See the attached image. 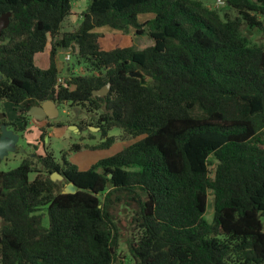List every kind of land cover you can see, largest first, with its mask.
<instances>
[{"label": "trees", "instance_id": "16d2710c", "mask_svg": "<svg viewBox=\"0 0 264 264\" xmlns=\"http://www.w3.org/2000/svg\"><path fill=\"white\" fill-rule=\"evenodd\" d=\"M73 1L0 0V16L11 14L0 33V103L18 120L0 124L22 139L26 113L53 101L99 114V144L69 151L109 148L113 129L134 142L83 171L47 148L0 171V264H114L118 203L133 207L131 264H264V0H88L78 26L62 32ZM129 32L153 45L135 49ZM48 46L40 69L34 57ZM59 50L82 74L58 82ZM54 172L75 193H62Z\"/></svg>", "mask_w": 264, "mask_h": 264}, {"label": "rangeland", "instance_id": "374dc122", "mask_svg": "<svg viewBox=\"0 0 264 264\" xmlns=\"http://www.w3.org/2000/svg\"><path fill=\"white\" fill-rule=\"evenodd\" d=\"M88 0H74L73 1V12L74 15L66 19L62 24V32H67L75 29L80 22V14L84 10ZM206 3L209 8H215L214 2H207V0H202ZM138 22L143 23V21L149 19L147 15H138ZM99 32H105L106 37L102 39L103 42L107 43L111 41L113 34L109 33L106 28L99 29ZM133 46L135 49L142 50L146 47L153 45V40L146 34L135 35L133 32H129V35ZM123 37L127 39L128 37ZM249 37L253 43L258 44L261 41L260 33L257 30L249 32ZM121 37L116 40H120ZM116 42V41H115ZM49 46L43 53H38L35 55L34 62L35 65L40 69H46L49 63L48 59ZM70 58V61H69ZM56 64L59 70V79L63 80L69 76H76L82 74L85 66L82 63H77L73 59L72 54L66 50H59L56 55ZM68 66L71 70H68ZM138 73V72H136ZM143 78V75H140ZM108 93V92H107ZM14 106L9 102L0 103V114L4 115V119L7 121V116H13V121H18L16 118V113L13 108ZM97 113H89L81 107H69L67 104L58 107V115L54 119H45L41 122L34 120L29 117V124L27 131L24 132L23 137L19 138L17 144L24 151L10 153L7 157L0 161V171H8L16 168L21 160L26 156L32 154L42 155L43 148H47L48 151L52 152L56 160L61 158V153L66 154V159L69 163L76 166L80 171L87 170L92 164L97 161L113 156L115 153L122 150L127 145L134 142L129 137L123 135V133L118 129H113L107 135V137L113 138V143L109 148L98 149V150H88L82 149L78 152L69 151L72 146L80 145L84 146H94L99 144L102 140L99 134V128L96 127V121L98 119ZM9 118V117H8ZM9 122V121H7ZM58 123L66 127L57 128ZM75 124L76 130H71L68 126ZM50 125V126H48ZM78 125L82 126V130H79ZM45 127L46 132L51 134L47 138H40V128ZM51 127V128H50ZM56 127V128H55ZM9 128V127H8ZM30 129V130H29ZM30 131V132H29ZM214 167H210V171H213ZM34 175L31 176L33 179ZM59 182V181H55ZM61 190H63V182H59ZM208 207L205 213V218L209 220L212 215V198L210 192L208 193ZM133 207H128L124 203L117 204L114 208L113 214L117 223L118 230V248L115 255L114 264H131V259L128 254L127 243L133 238L134 232V222H133ZM262 223L264 226V217H262ZM43 224L47 225V217H43ZM1 227V221H0Z\"/></svg>", "mask_w": 264, "mask_h": 264}, {"label": "water", "instance_id": "95a60500", "mask_svg": "<svg viewBox=\"0 0 264 264\" xmlns=\"http://www.w3.org/2000/svg\"><path fill=\"white\" fill-rule=\"evenodd\" d=\"M11 14L5 13L0 16V33L2 30L6 29L9 25V19ZM138 72V71H136ZM134 72L131 74V76H135L140 78V75L142 74L140 72L136 73ZM1 79V77H0ZM109 84H106L103 88L100 90L93 92V97H103L107 94L109 90ZM27 116L32 117L36 121H43L45 119H54L58 115V108L54 104L53 101H45L41 103L39 106L32 107L27 113ZM4 119V115L0 114V120ZM71 130H76V126H68ZM19 141V136L16 134L13 130L9 129L8 126L5 123L0 124V161L7 157L10 153H14L17 150L21 153H23V149L21 147L17 146V143ZM51 181H62L63 176L54 172L50 175ZM76 189L74 185L70 182H68L67 185L64 186L62 193L64 194H73L75 193Z\"/></svg>", "mask_w": 264, "mask_h": 264}, {"label": "crops", "instance_id": "0c3cea01", "mask_svg": "<svg viewBox=\"0 0 264 264\" xmlns=\"http://www.w3.org/2000/svg\"><path fill=\"white\" fill-rule=\"evenodd\" d=\"M35 58V57H34ZM9 117V118H8ZM6 119H7V121H9V122H13V119H14V117L13 116H7L6 117ZM30 122H28V124H29ZM56 128V127H55ZM57 128H60V127H57ZM30 130V129H29ZM30 132V131H29ZM48 136H51V134H50V132L47 134V136H46V138L48 137ZM24 138V137H23ZM19 142V141H18ZM18 144V143H17Z\"/></svg>", "mask_w": 264, "mask_h": 264}, {"label": "flooded vegetation", "instance_id": "af4514ba", "mask_svg": "<svg viewBox=\"0 0 264 264\" xmlns=\"http://www.w3.org/2000/svg\"><path fill=\"white\" fill-rule=\"evenodd\" d=\"M49 120V119H48ZM45 148V147H44ZM44 148H43V150H44ZM18 151V150H17ZM19 152V151H18ZM42 154H43V152H42ZM29 155L32 157L33 155L32 154H30L29 153ZM61 182H63L64 183V185L63 186H65V185H67L68 184V182H66L65 180H62ZM64 188V187H63Z\"/></svg>", "mask_w": 264, "mask_h": 264}, {"label": "built area", "instance_id": "2783aa9c", "mask_svg": "<svg viewBox=\"0 0 264 264\" xmlns=\"http://www.w3.org/2000/svg\"><path fill=\"white\" fill-rule=\"evenodd\" d=\"M216 4H217V5H222V4H223V2H221V1H217V3H216ZM58 82H59V83H61V82H62V80L58 78Z\"/></svg>", "mask_w": 264, "mask_h": 264}]
</instances>
